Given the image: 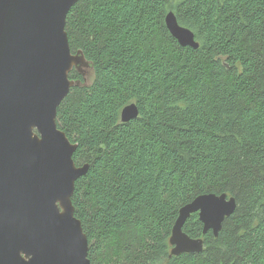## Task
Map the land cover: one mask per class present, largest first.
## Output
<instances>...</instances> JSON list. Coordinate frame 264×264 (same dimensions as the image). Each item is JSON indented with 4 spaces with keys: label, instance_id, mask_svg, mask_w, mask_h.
Instances as JSON below:
<instances>
[{
    "label": "trees",
    "instance_id": "obj_1",
    "mask_svg": "<svg viewBox=\"0 0 264 264\" xmlns=\"http://www.w3.org/2000/svg\"><path fill=\"white\" fill-rule=\"evenodd\" d=\"M66 30L93 65L88 84L71 72L57 117L89 164L73 204L91 263L264 264V0H80ZM208 193L235 212L217 236L193 213L184 231L203 251L171 255L180 209Z\"/></svg>",
    "mask_w": 264,
    "mask_h": 264
},
{
    "label": "water",
    "instance_id": "obj_2",
    "mask_svg": "<svg viewBox=\"0 0 264 264\" xmlns=\"http://www.w3.org/2000/svg\"><path fill=\"white\" fill-rule=\"evenodd\" d=\"M80 0H0V264H92L89 239L76 216V182L89 164L74 160L77 144L59 128L58 108L75 69L93 67L71 49L67 16ZM166 25L182 46L198 48L195 33L170 11ZM139 115L135 103L123 122ZM237 200L202 194L180 209L171 255L199 253L203 238L184 225L199 213L204 233L218 235Z\"/></svg>",
    "mask_w": 264,
    "mask_h": 264
},
{
    "label": "rangeland",
    "instance_id": "obj_3",
    "mask_svg": "<svg viewBox=\"0 0 264 264\" xmlns=\"http://www.w3.org/2000/svg\"><path fill=\"white\" fill-rule=\"evenodd\" d=\"M75 70V69H74ZM92 67L90 66H86V67H83L82 70L79 72L80 74L83 75V78H84V82L85 83H89L92 79V76H93V71H92Z\"/></svg>",
    "mask_w": 264,
    "mask_h": 264
}]
</instances>
